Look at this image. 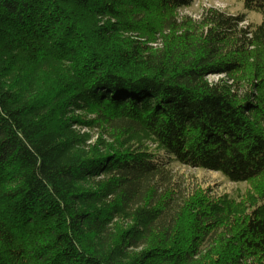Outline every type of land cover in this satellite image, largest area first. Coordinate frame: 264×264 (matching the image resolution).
Returning a JSON list of instances; mask_svg holds the SVG:
<instances>
[{
	"label": "trees",
	"instance_id": "16d2710c",
	"mask_svg": "<svg viewBox=\"0 0 264 264\" xmlns=\"http://www.w3.org/2000/svg\"><path fill=\"white\" fill-rule=\"evenodd\" d=\"M191 2L0 0V264H264V0ZM93 120L141 143L81 144Z\"/></svg>",
	"mask_w": 264,
	"mask_h": 264
},
{
	"label": "rangeland",
	"instance_id": "374dc122",
	"mask_svg": "<svg viewBox=\"0 0 264 264\" xmlns=\"http://www.w3.org/2000/svg\"><path fill=\"white\" fill-rule=\"evenodd\" d=\"M216 8L222 11H226L230 14H241L244 13L246 19L240 22V25H245L248 22H260L262 19V14L253 9H250L245 4L244 0H192L189 6L181 7L178 10L179 17L183 15H190L194 18L198 17L204 8ZM70 65V61H66L61 67V70L65 69ZM53 69L56 67V63L52 66ZM49 68L42 67L38 72V78L44 80L46 77L45 73ZM219 69L211 70L217 71ZM66 71L67 70H63ZM206 80L210 83L216 82L220 79L229 81L227 75L224 72H210L205 76ZM69 115V114H68ZM71 115H75L80 119L89 120L94 117V112L92 110H75L71 112ZM90 123H83L79 121L77 124L71 127L75 134L81 138V136L86 135V142L80 140V143H92L96 149L104 150L105 148L116 151V149H133L137 144L141 143L142 133L140 132H130L124 135L125 132L120 133L119 131L111 128V126H106L103 123L96 125V121L93 120ZM131 131V130H130ZM88 134V135H87ZM145 140V139H143ZM138 141V142H137ZM146 141V140H145ZM133 144V145H132ZM127 149V150H128ZM172 172H177L180 175L188 176L191 180L199 181L204 185L214 186L215 190L220 191H234L235 189H244V183H232L226 181L223 176L219 173L194 167H186L179 164H174ZM95 179H91L93 181ZM124 225L126 223H123ZM0 238L5 240H10V234L6 227L0 221Z\"/></svg>",
	"mask_w": 264,
	"mask_h": 264
}]
</instances>
